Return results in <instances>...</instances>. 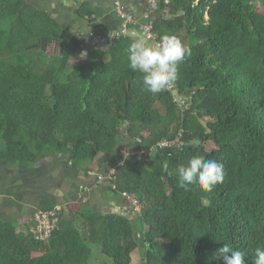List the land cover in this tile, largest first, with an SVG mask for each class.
Here are the masks:
<instances>
[{
	"label": "trees",
	"instance_id": "obj_1",
	"mask_svg": "<svg viewBox=\"0 0 264 264\" xmlns=\"http://www.w3.org/2000/svg\"><path fill=\"white\" fill-rule=\"evenodd\" d=\"M156 1L174 15L153 19L156 40L171 34L191 48L178 66L176 94L145 90L143 73L128 67L129 36L82 57L78 39L49 14L0 0V166H25L52 148L88 170L120 148L124 123L130 149L181 135L179 146L114 165L112 191L140 204L135 223L69 210L42 242L3 221L0 264H131L136 249L141 264H223L216 252L224 243L253 264L264 245V0ZM194 137L198 148L187 144ZM193 155L224 165L211 192L178 187L176 168Z\"/></svg>",
	"mask_w": 264,
	"mask_h": 264
},
{
	"label": "crops",
	"instance_id": "obj_2",
	"mask_svg": "<svg viewBox=\"0 0 264 264\" xmlns=\"http://www.w3.org/2000/svg\"><path fill=\"white\" fill-rule=\"evenodd\" d=\"M24 1L49 14L65 33L75 36L79 42L77 53L82 57L92 49L106 50L113 39L120 36L123 21L116 11L117 1L134 18L121 36L127 35L132 40L142 36L153 46L156 45L154 39H148L144 32L145 14L149 13L152 20H168L174 17L168 9L158 8L156 0L155 6H152L153 0ZM126 127L124 129L127 131ZM147 134L145 131L144 135ZM119 137L123 144L121 143L109 161L99 164V155L89 165L88 170L73 167L67 155L52 148L45 151L40 159L25 166H0V222L16 221L19 230L30 232L34 223L33 215L43 206L53 208L55 205L61 207V217L69 210L78 212L92 209L124 215L131 220L136 218L137 210L130 199L115 194L108 178L121 158L132 157L123 152V148H128L125 144L126 132L120 130ZM51 207L47 210L52 209ZM28 218L31 221L26 223Z\"/></svg>",
	"mask_w": 264,
	"mask_h": 264
},
{
	"label": "clouds",
	"instance_id": "obj_3",
	"mask_svg": "<svg viewBox=\"0 0 264 264\" xmlns=\"http://www.w3.org/2000/svg\"><path fill=\"white\" fill-rule=\"evenodd\" d=\"M127 51L128 67L132 71L143 73L142 83L145 90L151 94H158L173 85L177 80L179 64L192 54L190 47L171 34L162 35L159 43L154 46L142 36H137L129 44ZM172 90H176L174 85ZM200 143V139L195 137L187 142L192 148H198ZM162 171L171 175L167 162L163 163ZM176 174L178 187L188 191L190 185H199L207 192L222 183L225 176L222 163L214 158L206 159L202 155L191 156L186 164L176 168ZM216 256L222 259L223 264H244L245 261V253L234 250L227 243L217 250ZM253 256V264H264V245L256 247Z\"/></svg>",
	"mask_w": 264,
	"mask_h": 264
},
{
	"label": "built area",
	"instance_id": "obj_4",
	"mask_svg": "<svg viewBox=\"0 0 264 264\" xmlns=\"http://www.w3.org/2000/svg\"><path fill=\"white\" fill-rule=\"evenodd\" d=\"M152 6L156 5V2L153 0ZM165 3H168V0H165ZM116 11L118 16L123 21V27L121 30V33H124L125 28H127L133 21V14L129 11H127L119 2H116ZM146 18V24L144 26V32L148 39H154L155 44L157 45L159 41L156 40V35L153 31V20L150 17L149 13L145 14ZM121 33H119L121 35ZM172 89L173 85L170 87H167ZM180 100V102H184L183 98H177ZM180 134L174 138V139H161L159 140L154 147H151L150 149H130V148H123V152L127 156H134V157H145L147 156L151 151L155 149V147L164 148V147H173V146H179L181 145V138ZM109 180L114 179V171L110 172L108 175ZM112 187H115L114 184H111ZM122 196H125L130 199L132 205L136 208L137 211L140 210V204L138 200L133 196L129 195L126 192L122 193ZM62 214V209L59 205H55L52 209L49 210H38L34 216H33V227L30 230L32 236L39 241L46 242L51 234L52 231L55 229L56 224L58 220L60 219Z\"/></svg>",
	"mask_w": 264,
	"mask_h": 264
},
{
	"label": "rangeland",
	"instance_id": "obj_5",
	"mask_svg": "<svg viewBox=\"0 0 264 264\" xmlns=\"http://www.w3.org/2000/svg\"><path fill=\"white\" fill-rule=\"evenodd\" d=\"M258 10H260L261 12H264V8L258 7ZM212 147H213L212 144H208L207 145L208 149H211ZM132 220H133L134 223L136 222V218H133ZM27 221L28 222H26V223H29L31 221L30 218H28ZM21 225L24 227L23 224H21ZM137 236H138V234H137ZM94 254H98L97 256H100L103 260L107 258L101 252H99L98 249L94 250ZM107 261L110 263V260L108 258H107ZM108 262L102 261L100 259H94V260H92L91 263L92 264H109ZM131 264H141V259H140V255H139V250L138 249L134 250V252L132 253V262H131Z\"/></svg>",
	"mask_w": 264,
	"mask_h": 264
},
{
	"label": "water",
	"instance_id": "obj_6",
	"mask_svg": "<svg viewBox=\"0 0 264 264\" xmlns=\"http://www.w3.org/2000/svg\"><path fill=\"white\" fill-rule=\"evenodd\" d=\"M81 43V42H80ZM176 92V90L174 91V93ZM126 127V123H124L121 127H120V130H124L126 132V134L128 133L126 131V129H124Z\"/></svg>",
	"mask_w": 264,
	"mask_h": 264
},
{
	"label": "bare ground",
	"instance_id": "obj_7",
	"mask_svg": "<svg viewBox=\"0 0 264 264\" xmlns=\"http://www.w3.org/2000/svg\"><path fill=\"white\" fill-rule=\"evenodd\" d=\"M34 216V215H33Z\"/></svg>",
	"mask_w": 264,
	"mask_h": 264
}]
</instances>
